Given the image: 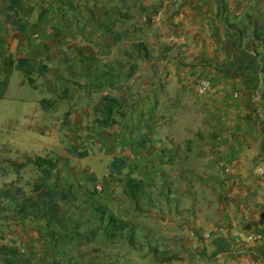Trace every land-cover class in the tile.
Segmentation results:
<instances>
[{"label": "rangeland", "instance_id": "rangeland-1", "mask_svg": "<svg viewBox=\"0 0 264 264\" xmlns=\"http://www.w3.org/2000/svg\"><path fill=\"white\" fill-rule=\"evenodd\" d=\"M69 1L76 6L74 11L59 0H26L20 15H11L26 26L24 31L13 25L4 6L0 9V35L13 57L26 52L45 67L32 77V86L14 71L0 99V245L16 252L9 263L30 258L44 264H116L120 251L129 264H156L142 249L128 250L123 241L104 238L96 230L98 222L91 208L94 202L101 203L127 222L145 228L160 224L167 213L163 202L169 199L186 214L179 221L188 230L193 218L188 213L191 202L187 196L182 200L190 172H180L177 161L175 165L158 163L148 171L147 166L159 156L151 154L145 136L150 131L159 136L166 126L165 116L170 112L177 116L184 102L209 100L213 86L204 95L190 88L207 78L201 74L186 77L191 64L186 43L166 40L164 24L147 20L148 9L161 0ZM248 25L247 31L244 25L237 26L257 43L253 32L264 39V22ZM136 43L145 44L153 58L136 57L132 47ZM262 46L255 44L254 50L261 53ZM111 68V75L100 78ZM175 82L181 84L177 93L171 89ZM186 84L188 90H184ZM104 95L125 104L114 111L118 124L108 128L95 122L101 118ZM41 100L51 107L43 110ZM175 122L165 130L177 132ZM26 157L51 159L56 169L48 173L25 165ZM115 158L125 162L118 171L110 167ZM129 176L144 180L151 201L161 202L148 206V211L141 200L138 208L144 211L133 209L120 183ZM160 186L168 191H161ZM5 190L11 197H5ZM40 199L58 204L63 226L48 221L38 209H29L25 216L18 213ZM145 237L137 239L145 245Z\"/></svg>", "mask_w": 264, "mask_h": 264}, {"label": "crops", "instance_id": "crops-1", "mask_svg": "<svg viewBox=\"0 0 264 264\" xmlns=\"http://www.w3.org/2000/svg\"><path fill=\"white\" fill-rule=\"evenodd\" d=\"M148 10L147 20L164 24L166 40L186 43L191 63L186 77H206L214 94L209 100L184 102L177 116H165V128L176 121L177 132L164 128L159 136L153 131L145 136L151 154L159 156L148 171L158 163L177 161L180 172H190L182 200L187 196L191 202L188 230L179 221L186 216L180 205L175 208L165 196L167 213L160 224L140 228L132 223L136 245L119 241L128 250L142 249L156 264H264V176L258 175L264 170V51L254 50L255 44L264 43L249 39L237 26L247 31L248 22H264V0H161ZM27 55L14 58L36 64ZM180 86L175 82L171 89L177 93ZM188 89L186 84L184 90ZM141 200L149 211L143 199H138L137 208ZM157 201L152 202H161ZM250 234L261 238L252 242ZM140 235H146L145 245L137 239ZM126 258L119 251L116 264H129Z\"/></svg>", "mask_w": 264, "mask_h": 264}, {"label": "trees", "instance_id": "trees-1", "mask_svg": "<svg viewBox=\"0 0 264 264\" xmlns=\"http://www.w3.org/2000/svg\"><path fill=\"white\" fill-rule=\"evenodd\" d=\"M26 0H0V9L4 6V10L7 13V17L12 20L13 25L16 28H20V30H26L25 25H21L18 18L13 19L11 15H18L19 10L22 7V3ZM59 2L69 8L73 9V5L68 0H59ZM231 29H235V26L230 25ZM242 33V32H241ZM254 38L258 41L264 43V39L259 38L253 32ZM134 52L137 53L138 58L141 59H152V52L146 47L143 43H136L132 45ZM133 53H127L129 57H133ZM135 55V54H134ZM118 66H120L118 64ZM45 70V67L41 64L36 65L29 61L26 58H21L15 60L13 54L9 50L7 42L5 38L0 35V99L4 98L10 77L12 76L14 71H18L23 81H25L29 86L33 85L32 77L36 73H42ZM109 71H113L111 68L108 71H105L100 75V78L111 75ZM264 73V70H262ZM66 95V94H64ZM40 106L43 110H47L51 107V103L46 100H41ZM101 105V118H97L95 122L102 127L108 128L112 127L118 122L114 119V111L119 110L124 107V103L121 100L115 99L110 95H104L100 99ZM25 165H34L36 167L44 169L48 173L54 171L56 169V164L47 158L35 157L25 158ZM124 160L121 158H115L110 167L113 170H120V168L124 165ZM122 185V191L124 196L134 205V209L139 210L137 208L138 199H143L148 205L153 204L151 201V192L147 190V184L137 178L134 177H125L120 180ZM159 189L168 191L165 187L160 186ZM20 192V189L16 190ZM5 193V194H4ZM159 193V192H158ZM5 197L9 198L11 195L7 190L3 192ZM47 195H51V192H47ZM66 198V196H63ZM29 209H38L40 212L45 213L46 219L48 221H52L56 223L58 226H63V221L58 217V204L51 201H45L44 199H40L33 204H29L26 208H22L18 213L21 215H26ZM92 213L95 216L98 226L96 230L107 240L116 241L123 240L126 241L130 246L136 245V240L134 239L136 233V227L117 216H115L111 211H109L104 205L98 202H94L92 205ZM3 212L2 207L0 206V214ZM156 253V252H154ZM162 255V254H161ZM12 256H16V252L14 249L8 245H0V264H44L42 261L33 262L30 258H24L23 260H19V263H9L8 259ZM51 264H61L58 261H53Z\"/></svg>", "mask_w": 264, "mask_h": 264}, {"label": "built area", "instance_id": "built-area-1", "mask_svg": "<svg viewBox=\"0 0 264 264\" xmlns=\"http://www.w3.org/2000/svg\"><path fill=\"white\" fill-rule=\"evenodd\" d=\"M193 89L195 90V92L197 94L204 95L211 90V84L207 80L200 79V80H197L195 82V84L193 85ZM219 165L223 168V170L225 172H229V170H228V168L224 162H219ZM258 175L264 176V170H262V169L258 170ZM97 189L100 191V190H102V187L98 186ZM260 238H261L260 234H250L248 236V240H250L252 242H257L260 240Z\"/></svg>", "mask_w": 264, "mask_h": 264}]
</instances>
